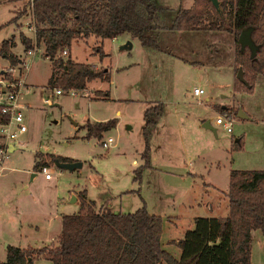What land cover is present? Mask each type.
<instances>
[{"label": "rangeland", "instance_id": "obj_1", "mask_svg": "<svg viewBox=\"0 0 264 264\" xmlns=\"http://www.w3.org/2000/svg\"><path fill=\"white\" fill-rule=\"evenodd\" d=\"M153 1L159 12V29L170 25L179 9L198 3ZM28 3L0 0V44L15 39L10 47L22 56L25 47L21 32L32 34L29 27L35 29ZM204 19L202 15L199 29L178 32L170 53L142 46L128 33L114 39L74 37L69 46L71 59L108 68L110 73L109 82L97 79L82 91L56 94L57 88L48 85L52 62L38 45L25 77L30 91L25 88L21 100L26 106L23 114L27 131L20 137L22 143L1 164L5 175H0V262L6 259L7 245L42 246L29 240L34 232L26 228V223L45 224L47 215L71 213L77 205L68 203L73 195L70 191L86 189L97 208L111 205L113 212L132 213L145 205L149 213L162 218L160 242L164 246L170 236H181L182 229L192 225L193 217L205 212L224 215L225 210L215 205L222 191L228 189L232 169L264 170V77L257 78L252 92L236 91L234 36L206 29ZM127 41L132 47L121 49ZM60 58L65 60L67 53H60ZM7 64L0 54L1 70ZM54 67L59 69L56 64ZM195 86L205 92L203 105L191 95ZM97 90L108 92L110 99L96 95ZM242 92L246 94L235 95ZM46 98H50V104L45 103ZM232 100L233 107L246 111L252 120L227 111L235 116L231 132H227L215 124V118L223 114L220 109L224 105L232 107ZM157 104H162L163 113L147 141L150 167L137 179L135 169L139 166L133 160L140 162L145 147L143 114ZM105 118H116L117 124L102 140L84 137L83 124ZM203 118L210 120L215 132L200 126ZM108 136L113 142L104 148L102 142ZM49 154L81 161L82 166L73 171L59 169ZM36 161L49 165L55 176L45 179L40 166L34 167ZM202 181L208 193L200 196L191 191V186H200ZM205 200L215 201L211 212ZM35 261L45 264L41 257Z\"/></svg>", "mask_w": 264, "mask_h": 264}, {"label": "trees", "instance_id": "obj_2", "mask_svg": "<svg viewBox=\"0 0 264 264\" xmlns=\"http://www.w3.org/2000/svg\"><path fill=\"white\" fill-rule=\"evenodd\" d=\"M219 1L224 16L208 0H197L195 7L179 9L171 24L163 29L158 27L159 12L153 0H29L28 5L36 44L43 45V56L52 62L50 87L81 91L94 80L110 81L108 68L77 62L69 55L65 60L60 58L62 51L68 52L74 37L114 38L128 33L142 46L170 53L178 32L199 29L204 15L206 29L233 34L235 74L241 69L244 79L235 76L234 89L250 93L257 78L264 76V0ZM247 28L251 29L254 49L242 46L238 40ZM20 39L25 50L33 47L24 35ZM10 43L12 40L8 39L0 44V54L15 64L19 59L10 52ZM95 94L109 95L101 90ZM227 111L237 115L238 108L226 105L220 109L222 113ZM162 113V104L144 111L145 147L141 153L143 162L135 169L137 179L150 167L147 141ZM116 124L117 119L111 118L86 122L81 128L86 130L85 138L100 141ZM49 155L53 160L72 161ZM42 165L36 162L34 167ZM80 195L85 198V190ZM226 196L228 216L194 218V231L186 232L177 243L183 250L180 259L162 248V218L149 213L145 205L132 213H122L113 212L109 206L95 210L91 202L82 199L78 212L62 214L55 243L36 248L7 245L6 259L0 264H34L39 257L50 264H251L252 232L259 230L264 241V170L232 169Z\"/></svg>", "mask_w": 264, "mask_h": 264}, {"label": "built area", "instance_id": "obj_3", "mask_svg": "<svg viewBox=\"0 0 264 264\" xmlns=\"http://www.w3.org/2000/svg\"><path fill=\"white\" fill-rule=\"evenodd\" d=\"M39 51L37 44H33L31 49L25 50L22 57H18L19 62L12 64L8 62L7 66L0 70V168L7 154L10 153V146L20 140L23 133L27 131L24 122L23 110L26 106L21 102L22 93L26 88L25 77L29 69V65L36 53ZM67 51H62L66 54ZM75 92L76 90H69ZM63 90L56 89V94H62ZM204 90L200 87L192 89V97L198 105H203ZM208 98L205 97V100ZM45 103L50 104V98L45 99ZM235 120L233 114L223 113L217 115L215 124L221 125L227 132H231L232 123ZM113 142L112 137H108L102 142L104 148H108ZM39 171L44 175L45 179L50 180L55 173L49 171V165L40 166Z\"/></svg>", "mask_w": 264, "mask_h": 264}, {"label": "crops", "instance_id": "obj_4", "mask_svg": "<svg viewBox=\"0 0 264 264\" xmlns=\"http://www.w3.org/2000/svg\"><path fill=\"white\" fill-rule=\"evenodd\" d=\"M27 6L30 7V15H31V18L33 19L31 6L30 5H27ZM33 26H34V22H33ZM29 29L32 30V34L24 33V32H21V34L24 35L26 38L30 39L32 41V44H36V40H35V29L34 28H31V27H29ZM12 41L13 42L10 43V45H12L14 43L15 39L12 40ZM40 46L43 49V45H40ZM10 52L13 53L17 57H21L22 56L21 54L14 53L12 51V48L11 47H10ZM69 54H70V50L68 49L67 55H69ZM45 58H47V57H45ZM2 59L3 60H6L8 62V60L4 57V55H2ZM96 67L99 68L98 66H96ZM0 70H1V68H0ZM262 77H264V76H262ZM232 80H233V78H232ZM262 81H264V80H262ZM195 87H197V86H195ZM26 89H27V91H30V87H29V85H27V83H26ZM232 93L234 95L233 86H232ZM244 94H246V93L242 92V93H237L235 95H244ZM96 98H98V97H95V99ZM105 98H107L109 100L110 99V95H108V97H105ZM229 104L231 106H235V101L232 100V102L229 103ZM224 106H223V108H224ZM243 113H245L247 117L246 118H242V119L252 120V117L246 111H244ZM206 118L201 119V125L200 126H203ZM207 120H209V119H207ZM101 121H106V118L103 119V120H101ZM95 122H98V121H95ZM209 122H210V120H209ZM156 123H157V118H156ZM23 135H24V133L21 136H23ZM236 141H238V139ZM21 143H22V140L21 139L18 142L13 143L12 146H10V152L11 151H15L17 145H19ZM133 163H135L136 166H140L142 164V159L140 160V162H138L137 160L134 159L133 160ZM3 168H5V166L4 165H1L0 175H3L4 174V173H2L3 170H4ZM33 176L34 175H31V177H33ZM193 177L196 179L195 176H193ZM194 178H193L192 181H194ZM189 181H190V179H189ZM201 183H202V185H200V186L198 184L191 186V191L192 192L193 191L197 192L198 195L200 194V196H202V194H205V193L207 194L208 193V189L204 187V185H206V182L205 181H202ZM83 190H85V192H86V189H82V190L77 191V192L76 191H70L73 194L72 196H75L76 197V200L73 201V202L72 201L71 202L68 201V203L69 204H76L77 205L75 207V209L71 211V213H76V212L79 211V209L81 208V201H82V199H85L86 202H91L93 204V207H94L95 210H99L100 208L103 207V206H100L99 208H97L96 207V203L93 200H91L90 198L87 197V193H86L85 198H83L80 195V192L83 191ZM222 193H223V196L222 197H219L218 196V199H220V202L217 205H215V206H218V207L220 206L221 208H223L225 210L224 215H211L210 213L205 212L204 215H202V216H195V217H193L192 220H191L192 221V225L189 224L185 229H182V234H181V236L179 235L180 237L179 236L174 237L175 235H172L169 238H167L166 245L163 246V244L161 243L162 248L165 249L170 254H172L176 259H180L181 256H182L183 250L178 247L177 243L179 242V240L185 238L186 232H188V231H194V229H195L194 218H196V217L215 218V217H226V216H228L229 209H228V199H227V196H226L227 190L226 191H222ZM212 197L213 198H217L216 196H213V195H212ZM203 202L206 205L205 206L206 209H208V207H209V211L211 212L212 209H213V204H214L215 201L205 200ZM201 203H202V199H201ZM108 206L111 208V205H108ZM62 214H70V213H62V212H60L59 214L58 213H55L54 215H47V216H49V218L47 219V221H45L46 222L45 224H42L41 222L39 224H37V223H33L31 221H28L26 223V228L27 229H30V230L33 229V232H34L32 234V236L29 238V240H31V241L32 240H36L37 242L42 243V246L43 245H49V244L55 243L56 240H57V236L59 235V233L61 231V216H62ZM18 216L20 217V214H18ZM171 223L172 224H176V222L175 221L172 222V220H171ZM23 227H24L23 222H20L19 228L22 229ZM41 229H43L42 231H45V232H40ZM19 231H21V230H19ZM19 237L21 238V234H19ZM252 238H253V240H252V248H251V264H264V241H263V237H262L261 232L259 230H254L252 232ZM14 246H16V245H14ZM19 247H21V246H19ZM27 247H34V245L31 246L29 244V245H27ZM171 248H173V251H172ZM44 262H45V264H47L48 261L44 260ZM35 263H36V261H35ZM42 264H44V263H42ZM160 264H166V263L165 262H162Z\"/></svg>", "mask_w": 264, "mask_h": 264}, {"label": "water", "instance_id": "obj_5", "mask_svg": "<svg viewBox=\"0 0 264 264\" xmlns=\"http://www.w3.org/2000/svg\"><path fill=\"white\" fill-rule=\"evenodd\" d=\"M211 5L215 8V10L218 12V14L220 16H222V10H221V6H220V1L219 0H208ZM251 33V29L247 28L245 30H243L238 37L239 42L242 44V46H249L250 48L254 49L255 45L251 39L250 36ZM132 47V43L130 41H127L126 43H124L120 48L121 49H130ZM237 78L240 79L241 81H244L243 76H242V70L239 69L237 74H236ZM237 116L241 117V118H246V114L242 112L241 109H238L237 112ZM203 127L206 128H210L211 130H213L215 132V129L210 125L209 120H206L203 124ZM53 164L58 167L59 169L62 170H69V171H73L75 169H78L82 166V162L81 161H65V162H61L58 159H54L53 160ZM76 200L75 196H72V202Z\"/></svg>", "mask_w": 264, "mask_h": 264}]
</instances>
